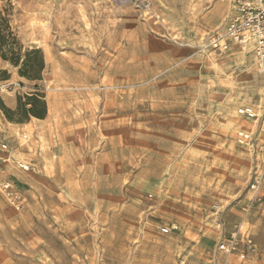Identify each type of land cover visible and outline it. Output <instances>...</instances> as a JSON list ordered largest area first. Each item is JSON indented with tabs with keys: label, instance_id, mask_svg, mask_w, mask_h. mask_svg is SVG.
Listing matches in <instances>:
<instances>
[{
	"label": "rangeland",
	"instance_id": "obj_1",
	"mask_svg": "<svg viewBox=\"0 0 264 264\" xmlns=\"http://www.w3.org/2000/svg\"><path fill=\"white\" fill-rule=\"evenodd\" d=\"M232 8L0 0L21 63L32 50L44 61L32 81L0 59L1 175L23 201L0 195V264H264V186L260 200L250 189L263 162L264 68L241 46L205 51ZM36 94L47 116L21 122L19 102ZM233 237L237 250L220 251Z\"/></svg>",
	"mask_w": 264,
	"mask_h": 264
},
{
	"label": "built area",
	"instance_id": "obj_2",
	"mask_svg": "<svg viewBox=\"0 0 264 264\" xmlns=\"http://www.w3.org/2000/svg\"><path fill=\"white\" fill-rule=\"evenodd\" d=\"M232 4V11L237 14L232 15L220 29L211 33L207 40L205 51L224 57L231 54L233 45L243 47L251 45L256 62L264 65V0H232ZM240 113L249 118L256 116L253 110L248 108L241 109ZM22 138L24 140L28 139L26 135ZM246 139H249V137ZM3 152L5 154L9 153V148L5 143L0 144V195L5 197L13 206L20 208L23 201L16 183L10 178H3L1 175L2 165L10 160V155H7L8 157L6 158V155L3 156ZM259 152H263V162L262 165L255 168L250 185L256 200L261 199L260 193L264 186V148H259L256 145V155ZM18 167L24 172H28L32 166L20 162ZM162 232L165 235L170 234L171 229L164 228ZM219 248L220 251L226 253L237 250V238L233 237L230 240H224Z\"/></svg>",
	"mask_w": 264,
	"mask_h": 264
},
{
	"label": "trees",
	"instance_id": "obj_3",
	"mask_svg": "<svg viewBox=\"0 0 264 264\" xmlns=\"http://www.w3.org/2000/svg\"><path fill=\"white\" fill-rule=\"evenodd\" d=\"M28 60L21 63L20 46L15 34L11 30L8 16H4L0 11V59L10 62L15 67H20V75L23 78L32 81L41 80L44 70V61L40 50H32L27 54ZM40 94L27 97L28 104L19 102L18 112L20 113L21 122L29 120L30 116L43 120L47 116V104ZM28 105H32L31 109H27ZM6 117L12 121L10 115L12 111L2 107Z\"/></svg>",
	"mask_w": 264,
	"mask_h": 264
},
{
	"label": "bare ground",
	"instance_id": "obj_4",
	"mask_svg": "<svg viewBox=\"0 0 264 264\" xmlns=\"http://www.w3.org/2000/svg\"><path fill=\"white\" fill-rule=\"evenodd\" d=\"M237 13L235 12V11H232V15H236ZM242 47V49H241V52H242V57H243V59H246L247 58V55L249 54V52L250 51H252L253 50V48L251 47V46H249V47H243V46H241ZM240 48V47H239ZM258 63V66L260 67V68H264V65H262V64H260L259 62H257ZM264 71V70H263ZM35 120H38V119H35ZM242 135V134H241ZM249 136L248 135H246V138H248ZM42 144V143H41Z\"/></svg>",
	"mask_w": 264,
	"mask_h": 264
},
{
	"label": "crops",
	"instance_id": "obj_5",
	"mask_svg": "<svg viewBox=\"0 0 264 264\" xmlns=\"http://www.w3.org/2000/svg\"><path fill=\"white\" fill-rule=\"evenodd\" d=\"M233 47H234V46H233ZM236 47H237V45H236ZM236 47H234V48H232V49H233V50H234V49H237L238 47H237V48H236ZM230 55H231V54H230ZM15 105H16V101H15L14 99H11V100H10V104H9L10 108L13 109ZM38 121L40 122V120H38ZM24 135H26L27 138H28V135H27V134H24ZM24 135H23V136H24ZM23 136H22V137H23ZM1 143H4V141H1L0 144H1ZM4 156H5V155H4ZM24 163L29 164V165H32V164H30L31 162H29V163H28V162H24ZM10 173H11V172H10ZM7 178H10V179H12V180L15 181V179H14L12 176H10V175H7ZM15 182H17V180H16Z\"/></svg>",
	"mask_w": 264,
	"mask_h": 264
}]
</instances>
